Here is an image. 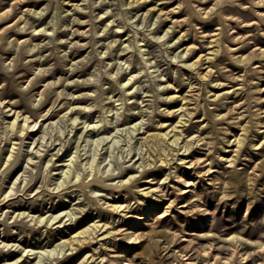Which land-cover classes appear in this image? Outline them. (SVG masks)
I'll return each mask as SVG.
<instances>
[{
    "label": "rangeland",
    "instance_id": "rangeland-1",
    "mask_svg": "<svg viewBox=\"0 0 264 264\" xmlns=\"http://www.w3.org/2000/svg\"><path fill=\"white\" fill-rule=\"evenodd\" d=\"M8 8L0 264H264V0Z\"/></svg>",
    "mask_w": 264,
    "mask_h": 264
},
{
    "label": "bare ground",
    "instance_id": "bare-ground-1",
    "mask_svg": "<svg viewBox=\"0 0 264 264\" xmlns=\"http://www.w3.org/2000/svg\"><path fill=\"white\" fill-rule=\"evenodd\" d=\"M24 1V0H23ZM136 2V1H135ZM11 11V8H8V9H4V11L3 12H1L0 14H1V18L2 17H4V16H7V14H9V12ZM27 12H28V10H27ZM79 23V22H78ZM20 23H17L16 24V26L15 27H17V26H19L18 28L19 29H22V30H27L28 29V27L27 26H23V27H20V25H19ZM27 25V24H26ZM31 27V26H30ZM217 29H219V28H217ZM21 31V32H19L20 34H24V33H28V32H26V31ZM31 32V31H30ZM64 32V31H63ZM219 32V31H218ZM41 33V32H40ZM42 34V33H41ZM106 34V33H105ZM215 34H217L216 32H214L211 36H213V35H215ZM48 35V34H47ZM129 38V37H128ZM1 39V38H0ZM27 40V39H26ZM218 40V39H217ZM211 42H214L213 40H210ZM216 41V40H215ZM1 45V44H0ZM132 46V45H131ZM191 46V45H190ZM37 47V46H36ZM187 47V46H186ZM39 48V47H38ZM8 49V48H7ZM41 49V48H40ZM126 48H124V50H125ZM128 49V48H127ZM212 49V48H211ZM185 50V53H186V51L188 52V50H189V48L186 50V49H184ZM219 49H213L212 50V53H215L216 51H218ZM211 51V50H210ZM6 52H10L9 50H7ZM183 55V54H182ZM48 58V57H47ZM203 58V56L201 57V55H199V59H202ZM51 59V58H50ZM127 61V60H126ZM122 62V61H121ZM194 63V62H193ZM192 63V64H193ZM125 65V64H124ZM76 73V72H75ZM203 75H206V73L205 74H203ZM80 85V84H79ZM130 86V85H129ZM128 86V87H129ZM131 89V86L129 87V90ZM133 89V88H132ZM65 95V94H64ZM63 96V95H62ZM83 98H85V96L83 97ZM88 99V98H87ZM81 100V99H80ZM8 101V100H7ZM6 101V102H7ZM0 103L2 104V101L0 100ZM0 104V105H1ZM4 105V104H3ZM7 106V105H6ZM52 107V106H51ZM53 107H55V106H53ZM63 107V106H62ZM67 107V106H66ZM73 107V106H72ZM52 108H50L49 109V111L51 110ZM72 109H74V108H72ZM12 111V110H11ZM55 112H56V109L55 108H53L52 109V111H51V113L50 114H46L45 116H47V118L46 119H49V118H51L52 116H54L55 115ZM12 113V112H11ZM10 113V114H11ZM47 113H48V111H47ZM15 118L13 119V120H11V124H12V126L14 127L15 125H17L16 124V122H17V120L18 119H20L19 117L20 116H22V114H23V112L22 113H20V111H15ZM89 114V113H88ZM65 115V114H64ZM56 116V115H55ZM90 117V116H89ZM73 119H74V117H72ZM23 120H25L24 121V123H23V127H22V131H23V133H25L26 132V130H27V128L28 127H26V124L28 123V121H29V115H27V114H24L23 115V118H22ZM75 120H76V118H75ZM74 120V121H75ZM20 121V120H19ZM77 121V120H76ZM180 121H183L182 119L180 120ZM32 122V121H31ZM19 123V122H18ZM37 123H38V121H35V125H34V128H35V126L37 125ZM73 125H75V124H73ZM17 126H19V125H17ZM31 126V125H30ZM33 126V125H32ZM77 126V125H76ZM105 126V125H104ZM140 126V125H139ZM99 127H101V126H99ZM106 127V126H105ZM104 127V128H105ZM176 127V126H175ZM174 127V128H175ZM34 128H33V130L32 131H35L34 130ZM91 128V127H90ZM102 128V127H101ZM100 128V129H101ZM139 128V127H138ZM30 129V128H29ZM88 129V128H87ZM96 129V128H95ZM106 129V128H105ZM90 130V129H89ZM93 130H94V128H93ZM103 130V129H102ZM39 131V130H38ZM97 131V130H96ZM171 131H173V129H171V130H166V131H164V132H161L160 134L162 135V136H164V137H168L169 139H171L172 137H174L172 140H171V142H173V143H175L176 145H178V144H180V142H181V136H182V132H178L177 134L176 133H174V134H172L171 133ZM30 132V131H29ZM33 133V132H32ZM159 135V134H158ZM197 141V139H194L191 143L189 142H186L185 144H183V145H180V147H179V150H181V149H184V150H187V149H189L190 147H193L194 146V143ZM185 147V148H184ZM160 159H162V161H167L168 159H166V158H160ZM228 162H231V164H234V162L236 161V159L234 158V157H229V158H227L226 159ZM211 166L210 167H208V169H207V171H210L211 172ZM136 179V178H135ZM193 185V183H189L187 186H192ZM8 197V196H7ZM122 206H123V204L122 203H116V204H113V208L114 209H122ZM48 220V219H47ZM56 223V222H55ZM104 226H106V224L104 223V224H102V225H100V224H94L92 227H87V228H83L82 230L80 229L79 231H77V234H89V235H91V233H93V232H95V231H100ZM100 234V233H99ZM88 235V236H89ZM85 236V235H84ZM83 236V237H84ZM142 234H135V233H130L129 235H128V238L130 239V241L132 240L133 242L134 241H137V242H134V243H138V241L142 238ZM79 237V239L78 240H80V241H82V242H84V241H86V239L84 238V239H82V238H80V236H78ZM89 238V237H88ZM92 238H93V236H92ZM74 240H75V238L73 239V240H71L70 242H69V244L68 245H70V244H74ZM141 241V240H140ZM139 241V242H140ZM64 246V245H63ZM71 247V246H70ZM73 247V246H72ZM262 247H264V245H262ZM74 248V247H73ZM72 248V249H73ZM21 252H22V250H21ZM92 256V255H91ZM119 257H121V256H119ZM250 259H253V258H250ZM120 260V259H119ZM87 260H82L81 262H78V264H82V263H84V262H86ZM124 261V259L122 258L121 259V262H120V264H132V262H123ZM15 264V263H14ZM77 264V263H76Z\"/></svg>",
    "mask_w": 264,
    "mask_h": 264
}]
</instances>
